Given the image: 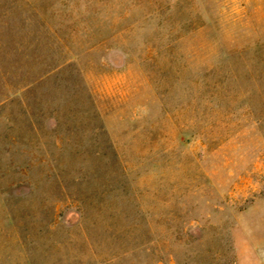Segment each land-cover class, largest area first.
<instances>
[{
  "label": "rangeland",
  "instance_id": "374dc122",
  "mask_svg": "<svg viewBox=\"0 0 264 264\" xmlns=\"http://www.w3.org/2000/svg\"><path fill=\"white\" fill-rule=\"evenodd\" d=\"M0 264H264V0H0Z\"/></svg>",
  "mask_w": 264,
  "mask_h": 264
}]
</instances>
